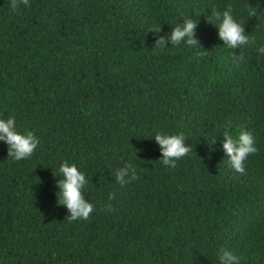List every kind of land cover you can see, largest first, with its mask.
I'll use <instances>...</instances> for the list:
<instances>
[{
    "label": "trees",
    "instance_id": "obj_1",
    "mask_svg": "<svg viewBox=\"0 0 264 264\" xmlns=\"http://www.w3.org/2000/svg\"><path fill=\"white\" fill-rule=\"evenodd\" d=\"M10 3L0 0V118L38 144L13 160L0 142V264H218L222 246L264 264V0ZM228 5L249 36L235 49L210 15ZM183 15L198 46L157 45L149 27L167 37ZM227 122L255 138L242 173L221 147ZM154 129L184 133L175 167L161 164ZM62 159L88 180L87 219L57 202ZM126 162L137 179L120 185Z\"/></svg>",
    "mask_w": 264,
    "mask_h": 264
},
{
    "label": "clouds",
    "instance_id": "obj_2",
    "mask_svg": "<svg viewBox=\"0 0 264 264\" xmlns=\"http://www.w3.org/2000/svg\"><path fill=\"white\" fill-rule=\"evenodd\" d=\"M18 3L25 6L28 0H11L10 7L16 9ZM211 17L214 19V26L217 29V36L224 46L229 49H235L245 44L249 36L245 33L243 25L234 17L232 6L228 5L222 10L211 9ZM196 20L187 15L182 16V20L176 23L167 34V37L157 35L160 31V25L150 26L155 38V43L159 46H165V41L171 45H177L183 42L186 45L198 46L194 38V29ZM258 55L264 56V43L256 47ZM240 59V57H237ZM221 147L227 157V165L236 172L244 171V161L247 156L257 151L255 138L250 131L241 129L233 135L229 131L230 122L223 126ZM159 146L161 156L159 158L162 165L175 167L177 160L185 156L190 145L187 144L183 132L169 133L159 129H154L152 136ZM0 142L7 145V156L13 160H21L31 156L38 144V138L33 131L25 129L19 131L15 116L0 118ZM59 180L57 181L58 191L56 192L57 202L66 207L68 211L67 218L71 220L87 219L93 210V204L84 198L82 189L88 183L85 173L81 171L77 164L68 160H61L58 164ZM115 181L124 185L137 179V169L132 163H125L114 170ZM113 198L109 193L108 200ZM104 207L112 210L110 203H105ZM218 264H239V257L227 248L221 247L216 252Z\"/></svg>",
    "mask_w": 264,
    "mask_h": 264
}]
</instances>
